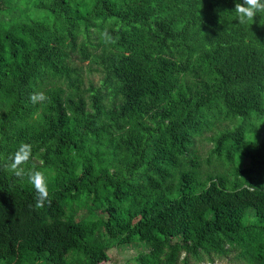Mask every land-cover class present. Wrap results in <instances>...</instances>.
<instances>
[{"label":"trees","instance_id":"16d2710c","mask_svg":"<svg viewBox=\"0 0 264 264\" xmlns=\"http://www.w3.org/2000/svg\"><path fill=\"white\" fill-rule=\"evenodd\" d=\"M235 2L0 0V264H264V13Z\"/></svg>","mask_w":264,"mask_h":264},{"label":"clouds","instance_id":"9594fccd","mask_svg":"<svg viewBox=\"0 0 264 264\" xmlns=\"http://www.w3.org/2000/svg\"><path fill=\"white\" fill-rule=\"evenodd\" d=\"M234 12L239 24H247L253 21L258 13H264V0H242V2L236 0ZM100 35L106 44L116 42L108 28H104ZM29 99L33 104H38L47 100V96L44 92H33L30 94ZM31 157L32 145L21 143L19 148L3 163V167L18 178L27 177L28 182L35 189V208L40 209L44 207L46 202L50 203L48 184L45 173L38 170L35 165L27 171L22 167V165L29 162Z\"/></svg>","mask_w":264,"mask_h":264},{"label":"rangeland","instance_id":"374dc122","mask_svg":"<svg viewBox=\"0 0 264 264\" xmlns=\"http://www.w3.org/2000/svg\"><path fill=\"white\" fill-rule=\"evenodd\" d=\"M95 79H97L96 76ZM197 143H198V148L201 151L202 158L205 159L208 155L207 153L209 147L211 146V143L203 138L198 139ZM204 165H206L205 162ZM140 244L143 245L145 243L140 242ZM139 250H140L139 247L132 245L115 246L108 250L109 260L105 262H101L100 264H126L127 261L131 260L133 256L139 252ZM201 264H233V263L229 262L227 258L221 260L216 258L212 263L204 262Z\"/></svg>","mask_w":264,"mask_h":264}]
</instances>
